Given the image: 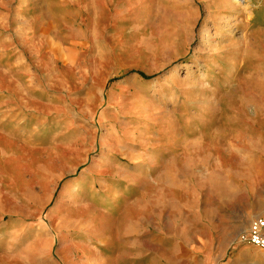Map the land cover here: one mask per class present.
Masks as SVG:
<instances>
[{"label":"rangeland","instance_id":"374dc122","mask_svg":"<svg viewBox=\"0 0 264 264\" xmlns=\"http://www.w3.org/2000/svg\"><path fill=\"white\" fill-rule=\"evenodd\" d=\"M238 9L0 0V264L31 260L20 251L36 225L106 223L112 234L99 199L130 198L149 230L158 213L162 234L204 239L190 217L203 194L210 264H264L214 197L264 188V0Z\"/></svg>","mask_w":264,"mask_h":264},{"label":"crops","instance_id":"0c3cea01","mask_svg":"<svg viewBox=\"0 0 264 264\" xmlns=\"http://www.w3.org/2000/svg\"><path fill=\"white\" fill-rule=\"evenodd\" d=\"M214 197L217 208L220 209L218 215L223 218L212 220L214 224L216 221L220 223L218 221L221 220L231 227L237 224L248 227L254 216H260L264 212V188H256L252 184L239 189L232 188L229 194L219 193ZM97 201L106 206L100 209L102 215H112L114 221H118L117 224L112 225V234L109 224L106 223L91 224L90 227L82 230L78 225L68 230L56 227L57 234L44 225H36L33 231L38 234L32 235L31 243L25 242L20 251L24 256L31 258L24 264H33L32 258L35 264H54L49 259L48 251L55 241L59 243L58 254L61 256L56 264H210L207 252L203 254V249L208 247L207 233L210 223L208 194L201 196L197 210L192 211L190 215L195 226L198 227L199 224L197 231L202 232L204 228V239L200 235V239L197 238L199 242L192 238L184 242L178 239L173 232L162 234L157 224L158 213H156L157 217L153 225L148 224L153 231L149 230L141 216L146 208L141 207L137 210H133L132 207L128 208L134 203L130 198L124 203L116 199L112 202L102 199ZM116 205L121 206L114 209ZM53 215L56 216V213ZM134 215L137 218L136 221L133 219ZM33 240L37 241L35 245L32 244ZM67 247L71 251L67 252ZM192 247L200 249V254L192 253ZM12 252L9 249L6 252L7 257H11Z\"/></svg>","mask_w":264,"mask_h":264},{"label":"built area","instance_id":"2783aa9c","mask_svg":"<svg viewBox=\"0 0 264 264\" xmlns=\"http://www.w3.org/2000/svg\"><path fill=\"white\" fill-rule=\"evenodd\" d=\"M240 242L264 251V212L252 220L247 230L240 235Z\"/></svg>","mask_w":264,"mask_h":264},{"label":"bare ground","instance_id":"6f19581e","mask_svg":"<svg viewBox=\"0 0 264 264\" xmlns=\"http://www.w3.org/2000/svg\"><path fill=\"white\" fill-rule=\"evenodd\" d=\"M247 1H248V0H229L230 4H231L232 6L239 7L238 10H240V7H244V8H245V6H246V4H247Z\"/></svg>","mask_w":264,"mask_h":264}]
</instances>
